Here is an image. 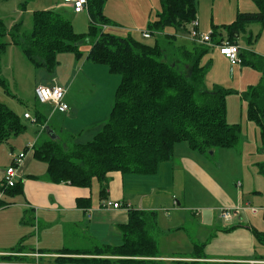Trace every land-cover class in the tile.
I'll return each mask as SVG.
<instances>
[{"label":"trees","instance_id":"1","mask_svg":"<svg viewBox=\"0 0 264 264\" xmlns=\"http://www.w3.org/2000/svg\"><path fill=\"white\" fill-rule=\"evenodd\" d=\"M86 1L90 24L87 32L81 34L75 33L67 10L34 11L32 29L26 34L19 32L20 25L7 28L0 18V61L9 45L19 46L34 68L52 74L59 54L69 53L80 60L83 57L80 45L91 43L85 60L103 65L110 74L121 78L107 119L91 140L80 144L56 137L32 147L33 158L46 164L45 177L50 183L90 188L95 179L99 183V195L104 199L107 174L154 175L161 163L172 159L176 144L186 143L191 150L202 154L237 145L241 127L226 120V96L231 91L217 86L209 91L203 85L206 66L201 64V58L210 48L195 42L192 49L176 44L179 37H188L191 24L196 21V0H159L160 11L147 25L152 44L130 33L118 36L108 32V27L117 24L104 15L107 0ZM254 3L255 12L238 13L230 24L212 27L211 42L219 45L228 41L237 45V38L245 34L249 24L263 25L264 0ZM168 28L174 36L166 34ZM5 37L9 38L8 42L3 41ZM252 40L249 36L248 44ZM239 59L242 66L261 75V82L241 95L246 102V118L256 125L264 151V58L241 49ZM40 117L37 113L33 122H38ZM49 128L46 126L44 130ZM25 129L20 117L0 103V143ZM257 166L264 176V161ZM2 184L1 180V193L9 197L22 194L20 181L12 187ZM9 203L0 199V207ZM82 203L90 205L89 200L78 201L79 206ZM151 214L155 213L129 211L120 246H97L86 253L63 249L60 254L71 257L58 260L82 264H162L156 260L161 257L158 242L150 234L154 223ZM252 234L264 246V233L252 230ZM21 250L13 248L10 255L2 257L3 264H36L21 256ZM194 250L190 264H201L202 245H195ZM76 255L82 258H72Z\"/></svg>","mask_w":264,"mask_h":264},{"label":"crops","instance_id":"2","mask_svg":"<svg viewBox=\"0 0 264 264\" xmlns=\"http://www.w3.org/2000/svg\"><path fill=\"white\" fill-rule=\"evenodd\" d=\"M254 6L253 0H250L248 10H253ZM41 8L43 9L37 11L67 10L66 15L72 23L74 31L79 28V34L83 32L87 18H85L86 21H82L80 14L84 12L73 13L66 0H58V2L52 0L49 4L41 5ZM238 13H251V11L236 8L234 14ZM85 14L88 17V13L85 12ZM197 20L198 15L196 22ZM197 24L199 23L197 22ZM255 24H249L247 29ZM258 25V38L261 39L264 38V24ZM199 26L200 24L197 25V30ZM213 26L211 18L209 24L203 28L211 31ZM249 34H251L250 31ZM247 48L246 50L249 52L264 58V49L257 48L254 51L250 48V44ZM216 50H213L219 54L216 56V63L223 60L225 66L229 64L228 60ZM239 50H241L240 47ZM234 66L242 67L241 64ZM230 67L233 66L230 65ZM73 74L74 71H72ZM70 79L73 80L72 77ZM57 80H51L48 84H38L55 83L62 88L65 87L67 93L64 101L68 110L65 113H60L54 111L52 106L47 110L43 106L48 104H40L35 97L39 105L35 110L36 113L34 112V117L37 113L41 116L38 122L31 121L35 125L31 124L30 128L25 126L26 129L23 133L1 142L5 143L7 148H4L0 143V182L5 170L13 164L15 152L16 155L19 154L29 143L36 145L49 138L63 139L61 128L58 130L62 121L56 120L55 115L60 113L70 116L75 108L67 100L69 94L67 83ZM240 99L244 101L241 94ZM227 101L228 96L226 97ZM40 109L42 114L39 113ZM25 113L27 112H23L21 117L19 116L20 119L30 120L24 118ZM51 113H53L52 117L47 120L45 116ZM227 117L226 111V120ZM68 119L70 122L72 121L70 117ZM46 126L50 128L45 131L44 127ZM97 127L88 140L92 139ZM256 130L258 133L257 127ZM19 136L20 138L12 142V145H8L10 139ZM255 138L256 132L254 131L253 145L256 146ZM39 140L41 141L38 142ZM246 140L241 141L240 139L233 148L212 151L210 153L212 156L193 151L187 144L183 146V151L178 150L181 154L177 155L175 153L176 144L172 159L161 163L154 175L121 174L120 172L107 174L108 187L104 199L99 195V183L95 179L90 188L73 187L68 183H50L45 177L46 164L33 158L34 148L27 149L24 151L26 152L24 158L15 169L16 182L22 183V194L9 197L0 192V199L10 202L8 205L0 207V264L4 263L2 257L10 255V251L16 247L22 249L20 255L25 256L33 263L37 260L40 264H82V262H70L68 259L58 260L61 257H71L62 256L60 250L86 253L97 246L122 245L123 228L128 224L130 210L155 213L151 214L154 223L152 222L150 226V234L158 242V251L161 257L156 260H160L162 264H190L193 260L195 245H202L201 264H264V246L252 234V230L264 233L263 185L254 173L253 178L250 175L249 178L244 172L235 168H230L231 173L229 174H227V169L224 170L225 167L231 165V161L234 159L231 152L233 149L239 154L245 152L243 145ZM255 151L259 154L260 152L264 153L262 148L256 147ZM214 156L217 157L215 163L218 168L216 169L206 160L207 158L211 162ZM220 157L221 162L219 163ZM175 160H178V163L169 165ZM263 161L262 159L254 161L251 166H255L258 173L264 178L257 166ZM160 172L164 173L162 177L165 182L166 180L167 183L170 181V184L167 185V190L171 195L170 208L162 207L161 202L158 203V200L168 193L166 187H161L160 183L154 180ZM241 176H244V179ZM251 181L253 186H251ZM138 188L142 190L140 191ZM81 200H89L90 205L82 203V206H79L78 201ZM104 200L117 202L120 206L116 209L104 208L102 207ZM222 211H230V219L221 218ZM159 244L168 245L170 255L161 254ZM72 258H82V255ZM117 260V258L112 259V261Z\"/></svg>","mask_w":264,"mask_h":264},{"label":"rangeland","instance_id":"3","mask_svg":"<svg viewBox=\"0 0 264 264\" xmlns=\"http://www.w3.org/2000/svg\"><path fill=\"white\" fill-rule=\"evenodd\" d=\"M51 1L52 0H0V18L4 21L7 28H11L14 25L19 27L20 25L19 32L21 34H26L32 29L33 12L38 9H43L41 5L49 4ZM196 2L197 22L200 24L198 33L200 35L210 33V30L205 27L203 28V26L208 25L211 18L213 19V27L220 28L233 21V17L236 16V14H234L236 8L251 12L256 11V6L253 7V10H248L250 0H196ZM156 11H160L159 0H108L105 7V15L111 22L120 26H111L108 27L107 30L118 36H125L130 33L134 38L142 39L141 32H148V22L152 20ZM85 12L80 14L82 21H86L85 18H87L82 33L87 31L88 25L90 24ZM145 23H147L146 26H144ZM249 31L251 34H249ZM75 33H80L79 28H76ZM258 33L259 25L257 23L254 26L252 25V27L249 26L247 32L237 38V45L240 49H248L247 47L249 44L247 43V36L250 35L253 39L250 48L254 51L257 50V48L264 49V38L259 39ZM166 34L174 36L173 30L170 28L166 30ZM144 40L149 44L153 43V38ZM3 41L8 42L9 38L5 37ZM176 44L184 45L189 49H192L194 46L193 41L189 37H179L176 39ZM90 45L91 43L80 45V50L83 54L80 60H77L69 53L59 54L57 56L58 63L52 74L47 73L44 69L34 68L23 56L19 46L9 45L6 54L1 57L0 61V81H2V83L0 82V103L14 111L18 116L22 115L23 112H27L30 116V120L21 118V121L27 128H30L31 124L35 125L31 123V121L34 119V112L39 105L34 96L36 84H48L51 80L57 79L60 82L65 81L69 90L67 100L73 104L75 111H72L70 116L56 113L55 119L62 121L58 130L61 128V137L69 142H72L74 139V142L80 144L88 142L95 127L100 124V126L97 127V132L106 121L112 107L115 89L121 80L120 75L110 74L105 66L95 65L89 61H85V56ZM213 50L216 49L210 48L201 58V64L206 66L203 79L204 88L211 91L215 86H218L231 91V93L227 95L228 101L226 102V111L228 113L227 120L229 124L235 123L240 125L241 141L247 139L245 145H243L245 152L239 154L233 149L231 152L234 159H232L231 165L225 167L224 170L227 169V174H229L231 173L230 168H235L244 172L249 178L250 176L253 178L254 173L258 181L260 179V183H262L264 190V178L258 173L255 166H251L254 161L264 160V153L260 152L259 154L255 151L256 147L261 149L256 125L253 122H248L246 118V102L240 99V94H244L250 86L258 85L261 82L260 72L249 67H230L229 64L225 66L223 60L216 63V56H219V54L215 53ZM72 71H74L73 75ZM71 77L73 80L70 79ZM64 89L67 93V89L65 87ZM43 107L47 108V110L52 108L50 104ZM39 113L42 114L41 109ZM52 114L53 113L45 116V118L49 120ZM68 117L72 119L71 122ZM254 131L256 132L254 141V143L256 142V146L253 145ZM19 138L20 136L13 137L8 141V145H12V142ZM40 141L41 140L38 142ZM185 144L186 143L177 144L175 148V153L177 155L181 154L178 150L183 151V146H186ZM1 145L7 148L5 143H1ZM33 145L34 144L29 143L25 147H32ZM23 152L24 149L19 153ZM210 152L212 151H208L206 155L212 156ZM15 155L16 152L13 156ZM206 160L207 163L215 167V169L218 168L215 163L217 162L216 156L211 159V162L207 158ZM220 162L221 157L219 158V163ZM174 163H178V160L169 163V165ZM162 170L164 169L162 168ZM162 176H164V173L160 172L154 180H157L161 187H166V191L168 192L167 185L170 184V181L167 183L166 180L165 182ZM241 177L244 179V176ZM251 186H253L252 181ZM138 189L140 191L142 190L140 188ZM163 196L164 197L158 200V203L161 202V205H163L162 207L170 208L171 203L169 204V202L171 200V195L168 192ZM167 204L168 206H166ZM158 215H161V213H158ZM159 248L160 253L164 256L170 255L168 245L159 244ZM35 263L40 264L37 260Z\"/></svg>","mask_w":264,"mask_h":264},{"label":"built area","instance_id":"4","mask_svg":"<svg viewBox=\"0 0 264 264\" xmlns=\"http://www.w3.org/2000/svg\"><path fill=\"white\" fill-rule=\"evenodd\" d=\"M69 7L72 9L73 13L78 14L86 11L87 1L86 0H66ZM197 22L193 21L191 24V29L188 37L195 43L207 46L209 48H216L220 55L224 56L231 66L239 65V47L235 44H230L228 41H223L219 45H214L211 42V31L209 34L200 35L197 30ZM144 39L152 38L151 33L141 32ZM34 95L40 104H50L53 110L60 113H65L68 110V106L64 101L66 90L61 86L53 83L50 85L38 84L34 88ZM24 118L30 119L28 113L24 114ZM35 119V118H34ZM34 119L32 121H34ZM33 147V146H32ZM32 147H27L32 149ZM19 153L14 156L13 164L5 170L4 176L2 178V185L5 187H12L16 183V167L19 165L24 158V154ZM239 185V183H237ZM120 204L117 202H112L110 200H104L102 207L104 208H119ZM220 217L224 220H228L231 217L230 211H222Z\"/></svg>","mask_w":264,"mask_h":264},{"label":"water","instance_id":"5","mask_svg":"<svg viewBox=\"0 0 264 264\" xmlns=\"http://www.w3.org/2000/svg\"><path fill=\"white\" fill-rule=\"evenodd\" d=\"M211 153V152H210Z\"/></svg>","mask_w":264,"mask_h":264}]
</instances>
